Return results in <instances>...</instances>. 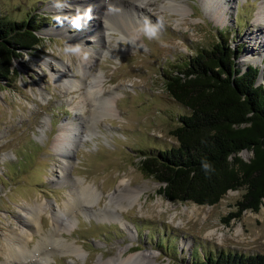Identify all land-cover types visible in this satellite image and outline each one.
<instances>
[{"label":"rangeland","instance_id":"obj_1","mask_svg":"<svg viewBox=\"0 0 264 264\" xmlns=\"http://www.w3.org/2000/svg\"><path fill=\"white\" fill-rule=\"evenodd\" d=\"M163 2L146 8L115 0L110 8L105 0H0V19L35 18L42 39L0 87V264L14 261L6 248L11 234L31 251L16 264H153L129 260L148 252L155 264H191L218 253L264 254V206L224 221L243 190L214 206L172 202L141 170L145 154L178 146L171 132L191 113L166 90L165 76L221 41L242 50L240 67L264 70V18L257 15L264 0H220L219 20L205 0ZM89 8L99 27L86 24ZM107 15L119 30L123 20L140 25L137 39L121 32L107 39ZM81 51L90 61L84 71ZM248 55L253 59L244 63ZM59 73L65 83L53 81ZM94 87L99 95H90ZM108 95L112 115L90 113L91 101ZM69 126L75 138L67 155L56 141L66 144ZM241 157L250 161L253 154ZM84 188L92 189V203L76 205Z\"/></svg>","mask_w":264,"mask_h":264},{"label":"trees","instance_id":"obj_2","mask_svg":"<svg viewBox=\"0 0 264 264\" xmlns=\"http://www.w3.org/2000/svg\"><path fill=\"white\" fill-rule=\"evenodd\" d=\"M36 19H0V87L17 75L14 62L40 46ZM242 55L221 41L196 53L186 65L165 76L169 94L190 110L171 132L178 146L145 154L142 172L162 186L172 202L217 205L230 191L243 190L229 224L244 212L264 206V70L238 64ZM251 152L245 161L241 154ZM191 264H264V254L218 253Z\"/></svg>","mask_w":264,"mask_h":264},{"label":"bare ground","instance_id":"obj_3","mask_svg":"<svg viewBox=\"0 0 264 264\" xmlns=\"http://www.w3.org/2000/svg\"><path fill=\"white\" fill-rule=\"evenodd\" d=\"M132 1L133 2H137L138 5H140L141 7H146V8L149 7V5H154L155 4V0H148L147 2H146V0H132ZM165 1L166 2H163L164 4L165 3H169V6H170V4H172L171 0H165ZM218 1H220V0H205V2L207 3L208 7H212V8L216 7V8H214L215 12H214V15L212 17H215L216 19L218 18V20H219L221 18V16H220V12L221 11H220V8H219V5H218ZM105 2L107 4V6L110 5V8H111V6L115 2V0H105ZM97 5L100 6V4H97ZM84 12L86 13V15H85L86 24L91 25L92 27H97V26L99 27L100 26V24L102 22L99 20V17L95 13H93V12L91 13L90 12V8L89 9H85ZM257 15L260 17L259 19H263L264 18V4L260 7ZM107 17H108V15L104 16V24L102 25V26L105 27V30L107 31V33L105 35V37H107V39H110L111 37H113V36H111V34L119 33V32H121L120 34H122V33L123 34H127L133 40L137 39V37H138V35L140 34V31H141L140 25L137 24V25L130 26L128 21L123 20V22H124V25L122 24L123 25V30H119L111 22V20L107 19ZM124 26H125V29H124ZM127 35H125V37ZM260 36H261V34H260ZM262 36L264 37V31L262 33ZM123 37H124V35H123ZM123 37H122L121 40H125ZM118 40H120V38ZM80 54H81V56L84 57V60H81L82 61V63H81L82 64V70L84 71V68L89 65L90 61H89V59H87L88 56H87L85 51H81ZM249 57H251V55L246 56L245 57V61H243V62L244 63H249V61H251V59H253V58H249ZM80 73L82 74V72H80ZM53 81L55 83H65L64 77H62L60 75V73L58 74V76H53ZM82 85H83V82H82ZM79 86H80V84H79ZM73 88H76V85H73V87H70L69 90H72ZM77 88H79V87H77ZM94 89H90L89 90L91 92L90 95H92L93 91H95V93H97V95H99L101 93V90H99L97 87H94ZM108 96L109 97H106V98L102 97L101 101H99L98 98H97L98 96H96V98L93 101H91L92 107L94 109L90 108V113L94 112L95 115H96V113L98 112V109H100L99 111H102L106 116L112 115L113 110H112V106L111 105L114 102V97L112 95L111 96L108 95ZM100 102L103 103L104 108L98 107V104ZM80 112H81V114L83 113L85 115V110H84L83 107L80 109ZM91 116H92V114H91ZM73 131H74V128L72 126H69L66 129H63V134H64V136H66V138H65L66 144L67 143H69V144L66 145L65 142L62 139L57 140L56 141V146H57L58 149H60V153H65V154L68 155V153H69L68 152V149H69L68 145H71V143L74 141V138H75ZM61 157H63V156H61ZM63 161H64L63 164L65 163V165H64V167H62V173H65V171H66V167L65 166H67V164L69 163V160L65 159ZM91 192H92V189H85L84 188L83 190H81V195L83 196V198L79 194L78 196H80V197H78V198L76 197V200H77V202H75V203H77L76 205L85 204V203H82V200H83V202H88V203L91 204L92 203ZM139 194L140 193H138L136 196H131L130 197L131 200L133 202L136 201L138 196H140ZM76 196H77V194H76ZM75 203L65 206L66 207V211L68 212L69 210L72 209V207L76 206V205H74ZM31 219L32 220L35 219V222H37L36 218L31 217ZM23 235L29 237L26 233H23ZM210 235L212 236L213 234H210ZM9 237H13V239H11V240L10 239H6V248L9 251L8 260L10 259V257L13 258V260H14L12 264H14V263L16 264V262L19 263V262H22L23 260H28V258H31V256H30V252L31 251L26 246V243H25L26 240L24 241V240H22L23 238H20V236H17V235L13 236L12 234L9 235ZM121 254H122V252L120 253V255ZM134 257L141 258L146 263H147V261H149L150 263H153V264L156 263L154 258H153V257H155V255H153L150 252H148L147 254H143V253L138 254L137 256H133V257L129 258V260H133L132 258H134Z\"/></svg>","mask_w":264,"mask_h":264}]
</instances>
